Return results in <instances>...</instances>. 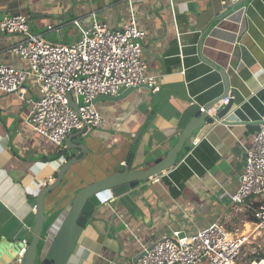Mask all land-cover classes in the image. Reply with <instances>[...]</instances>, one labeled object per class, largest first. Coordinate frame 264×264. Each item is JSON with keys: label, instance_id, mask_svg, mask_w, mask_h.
<instances>
[{"label": "crops", "instance_id": "crops-1", "mask_svg": "<svg viewBox=\"0 0 264 264\" xmlns=\"http://www.w3.org/2000/svg\"><path fill=\"white\" fill-rule=\"evenodd\" d=\"M235 2L132 0L147 32L143 47L148 71L159 77L161 87L97 100L101 123L71 133L88 151L46 196L39 252L52 242L81 187L119 170L130 155L132 170L150 167L167 155L195 112L223 93L222 74L201 54L227 70L235 94L231 110L196 130L194 140L185 141L189 150L179 153L171 169L98 207L68 264H135L143 246L172 236L176 229L196 230L215 221L230 231L255 229L256 199L236 205L231 195L245 167V144L264 121V0H246L232 9ZM19 12L29 16L32 32L71 43L80 37L75 20L89 25L96 18L118 28L129 21L131 5L128 0H0V19ZM23 39L21 33L0 28V62L28 67L24 57L10 50ZM25 88V97L0 91V264H14L24 239L31 238L44 183L54 180L60 166L80 151L66 142L58 149L31 127L27 119L39 95L37 81L30 78ZM223 105L220 100L214 107ZM254 247L260 252L253 255L260 256L263 244Z\"/></svg>", "mask_w": 264, "mask_h": 264}, {"label": "built area", "instance_id": "built-area-1", "mask_svg": "<svg viewBox=\"0 0 264 264\" xmlns=\"http://www.w3.org/2000/svg\"><path fill=\"white\" fill-rule=\"evenodd\" d=\"M128 1L131 5L128 22L112 28L96 18L89 25L75 20L80 37L71 43L54 42L32 32L25 13L8 14L0 19L2 30L24 35L10 50L29 64L20 68L0 62V91L17 92L25 97V83L34 78L39 95L32 101L27 121L58 149L65 147V140L75 129H90L101 123L97 96L118 95L126 87L142 84L153 90L161 87L159 77L148 71L144 57L143 40L147 32L138 23L132 0ZM70 95L78 103V109L72 105ZM234 98L235 94L229 92L222 103ZM200 108L205 110V106ZM217 111L210 108L208 113L215 115ZM245 150V167L231 199L236 205L245 204L251 197L256 199L255 229L230 231L220 221L196 230L176 229L172 236L164 237L153 247L143 246L135 264H237L244 247L259 236L264 237V121L246 142ZM27 241L24 239L14 264H22Z\"/></svg>", "mask_w": 264, "mask_h": 264}, {"label": "water", "instance_id": "water-1", "mask_svg": "<svg viewBox=\"0 0 264 264\" xmlns=\"http://www.w3.org/2000/svg\"><path fill=\"white\" fill-rule=\"evenodd\" d=\"M246 0H236L232 9L241 5ZM209 27L204 31H208ZM204 34L200 38V48L203 44ZM201 50V49H200ZM204 61L208 62L212 67L220 71L223 77L224 91L214 101L204 105L205 110L201 108L195 112L194 117L183 129L176 144L168 151L167 155L156 161L153 165L146 169L132 170L131 155L127 158L125 164L114 173L107 175L101 179L90 182L81 187L72 199V206L64 216L59 228L55 232L52 242L49 244L45 252L41 253L40 244L42 233L46 220L45 199L46 196L58 187L64 178L66 171L75 163L80 162L88 151L87 145L70 134L65 140L68 148H79L80 151L73 157L68 158L59 168L56 178L45 185L37 195L35 223L32 228L31 238L27 241L26 249L22 256V264H68L77 245L84 227L86 226L90 215L111 197H118L131 191L138 186L143 180H149L151 176H160L164 170L171 169L172 166L179 162L178 155L184 150H189V146L185 143L187 139L191 141L195 138V131L200 129L206 123L214 122L217 118H221L228 114L232 108L233 99L218 109L215 115L208 113L210 108H215V104L225 98L231 92L230 78L224 67L211 61L201 54ZM140 87H150L148 84L126 87L118 95L101 94L96 97L97 100L116 99L130 91ZM71 103L75 109H78V103L72 99ZM137 141V140H136ZM73 143L70 146L69 143ZM184 232L182 233V235ZM162 240V239H161ZM156 243L149 246L153 247ZM44 251V250H43ZM250 264H264V258L256 257Z\"/></svg>", "mask_w": 264, "mask_h": 264}, {"label": "rangeland", "instance_id": "rangeland-1", "mask_svg": "<svg viewBox=\"0 0 264 264\" xmlns=\"http://www.w3.org/2000/svg\"><path fill=\"white\" fill-rule=\"evenodd\" d=\"M262 238L264 239L263 236H259L256 240L253 241V243L247 244L244 247L240 258L237 261V264H250L257 257L256 255H253V253L255 252L257 254L258 252H260V250H257L258 248L255 249V247H254L255 244H257V245H259L260 243L263 244V248H262L263 253L261 252L260 256L262 258L264 257V242L262 241ZM257 255H259V253ZM260 256H258V257H260Z\"/></svg>", "mask_w": 264, "mask_h": 264}, {"label": "trees", "instance_id": "trees-1", "mask_svg": "<svg viewBox=\"0 0 264 264\" xmlns=\"http://www.w3.org/2000/svg\"><path fill=\"white\" fill-rule=\"evenodd\" d=\"M42 241V240H41ZM41 245V244H40ZM261 257V256H260Z\"/></svg>", "mask_w": 264, "mask_h": 264}]
</instances>
